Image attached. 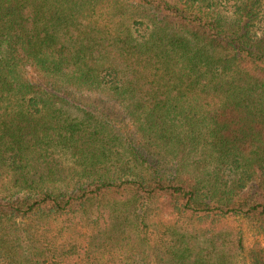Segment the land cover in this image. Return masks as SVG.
Listing matches in <instances>:
<instances>
[{
	"label": "trees",
	"instance_id": "1",
	"mask_svg": "<svg viewBox=\"0 0 264 264\" xmlns=\"http://www.w3.org/2000/svg\"><path fill=\"white\" fill-rule=\"evenodd\" d=\"M263 9L0 0V264H264Z\"/></svg>",
	"mask_w": 264,
	"mask_h": 264
},
{
	"label": "rangeland",
	"instance_id": "2",
	"mask_svg": "<svg viewBox=\"0 0 264 264\" xmlns=\"http://www.w3.org/2000/svg\"><path fill=\"white\" fill-rule=\"evenodd\" d=\"M259 16H261L263 19V22L261 23H264V9L261 11ZM112 109L113 111L111 112H113V114H119L118 107H116L115 105H112ZM155 217L156 218H153L151 221L156 226L168 220L167 215H164V216L155 215ZM227 223L232 225L236 229L241 228L243 230L244 238H245V245L247 249H250L252 246H254L257 243L264 245V234H259L254 229H251L247 221L243 219H238V218H229L227 220Z\"/></svg>",
	"mask_w": 264,
	"mask_h": 264
}]
</instances>
